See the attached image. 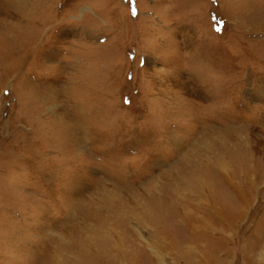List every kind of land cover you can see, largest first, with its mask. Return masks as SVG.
Returning <instances> with one entry per match:
<instances>
[{
    "label": "rangeland",
    "instance_id": "374dc122",
    "mask_svg": "<svg viewBox=\"0 0 264 264\" xmlns=\"http://www.w3.org/2000/svg\"><path fill=\"white\" fill-rule=\"evenodd\" d=\"M5 1L0 264H264V0ZM221 162L250 199L222 249L155 244L151 199L227 202Z\"/></svg>",
    "mask_w": 264,
    "mask_h": 264
},
{
    "label": "bare ground",
    "instance_id": "6f19581e",
    "mask_svg": "<svg viewBox=\"0 0 264 264\" xmlns=\"http://www.w3.org/2000/svg\"><path fill=\"white\" fill-rule=\"evenodd\" d=\"M5 4V7L8 9L6 12L10 11L11 7L14 9L13 1L6 0ZM236 162L237 161L234 162L238 170L236 174L241 173L242 175V177L239 176V179L240 177L244 179L249 185V189L252 188L253 183L250 176L254 173L253 167L241 166ZM223 164L221 162V165H218L223 172L217 174H219L218 181L221 187L226 190L228 196L230 195L229 198L227 197V202L223 201V198L219 196L220 193L209 196L207 198L208 200L206 199L203 201L201 214L197 215L196 212L186 210L187 203H190L189 201L191 199L186 200V197L176 191L177 189H171L162 197L155 195L151 199V211L149 212L150 214L147 215L146 221L147 226L153 230L152 239L155 244L162 247L165 245L166 248L171 249H176L178 247L184 249L188 244L205 242L209 246L208 250L210 255H215L218 250L222 249L228 238L225 231L227 233L232 232L238 222L244 219L248 206L250 205L248 194L244 193L240 186L241 181L236 182V174L229 172L226 169L227 167L225 168L226 165ZM241 167L244 168L241 170ZM205 181L206 179L204 178H198L195 181L199 189L198 197H206L205 195L207 192L205 184L208 182ZM219 206H221L222 209L219 210ZM177 220H180L182 224L179 227L175 225ZM176 229H179L181 232L179 231L180 234L174 236L173 230L175 231ZM212 246L214 247L213 249L211 248ZM152 253V261L157 264H164V257L161 256L157 249H155V251L152 250ZM185 259H187V263H190L188 256Z\"/></svg>",
    "mask_w": 264,
    "mask_h": 264
},
{
    "label": "snow or ice",
    "instance_id": "6c2138e0",
    "mask_svg": "<svg viewBox=\"0 0 264 264\" xmlns=\"http://www.w3.org/2000/svg\"><path fill=\"white\" fill-rule=\"evenodd\" d=\"M137 14H138V13H137V10L134 9L133 12H132V16L135 17ZM216 31L219 32L220 29L217 28Z\"/></svg>",
    "mask_w": 264,
    "mask_h": 264
}]
</instances>
